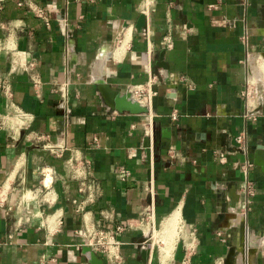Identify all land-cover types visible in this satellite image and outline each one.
Masks as SVG:
<instances>
[{"label": "crops", "instance_id": "0c3cea01", "mask_svg": "<svg viewBox=\"0 0 264 264\" xmlns=\"http://www.w3.org/2000/svg\"><path fill=\"white\" fill-rule=\"evenodd\" d=\"M263 55L264 0H0V264H264Z\"/></svg>", "mask_w": 264, "mask_h": 264}, {"label": "built area", "instance_id": "2783aa9c", "mask_svg": "<svg viewBox=\"0 0 264 264\" xmlns=\"http://www.w3.org/2000/svg\"><path fill=\"white\" fill-rule=\"evenodd\" d=\"M243 2L246 0H242ZM38 12L41 13V9L38 10ZM147 34V32L145 33V35ZM123 40V37H120L117 39V45L120 44ZM155 92H146L143 88L142 85L137 86L136 89L132 92V94L136 95V98L139 100L145 99L146 98V102L149 104L151 101V95L154 94ZM16 117L17 118H24L27 117V114L22 112V111H18L16 113ZM171 118L172 119H176V114H171ZM243 141V136L239 135L237 137V142L241 143ZM47 147H50L47 145ZM225 156V152H220L218 153V158L220 160H223ZM120 174L122 176L127 174V171L125 169H121ZM92 185V182H90L89 179L85 180V183H82V186L80 187V192H84V189L86 190L88 188V186ZM245 191L246 194H248V202L251 201L250 198L253 196V190H252V186L250 183H246L245 186ZM4 192L0 193V203H3L5 201V196H4ZM88 197H93V193L88 194ZM88 222H86L82 228H80L78 230V233L81 234L87 241V244L96 251L102 252L104 253L107 258L109 259V261H111L113 264H120L121 263V256L119 254V245H120V241L117 238V235L121 232L122 227L121 226H117L114 229H106L104 228L101 224L99 223H94L92 225H88ZM175 229L178 231V233L180 234V237H182L183 235L187 234L189 232V228L187 227V225L181 220V218L178 219L177 223L175 224ZM191 234V233H190ZM156 241H157V246L158 249L160 250L161 244H164L165 239L162 236V232H161V228L157 231L154 232V236H153ZM179 237V238H180ZM183 238V237H182ZM219 264H222V261H220Z\"/></svg>", "mask_w": 264, "mask_h": 264}, {"label": "water", "instance_id": "95a60500", "mask_svg": "<svg viewBox=\"0 0 264 264\" xmlns=\"http://www.w3.org/2000/svg\"><path fill=\"white\" fill-rule=\"evenodd\" d=\"M97 86L105 102L111 108L117 110L124 109L132 113L145 111V108L139 102L132 100L129 92L121 94L117 89L112 88L110 84L102 80L97 82ZM226 264H231L230 260H227Z\"/></svg>", "mask_w": 264, "mask_h": 264}, {"label": "rangeland", "instance_id": "374dc122", "mask_svg": "<svg viewBox=\"0 0 264 264\" xmlns=\"http://www.w3.org/2000/svg\"><path fill=\"white\" fill-rule=\"evenodd\" d=\"M174 228H175V226H174ZM174 228H172V227L168 228L169 229L168 230V235H166L167 237L164 238L165 240L169 241L173 245H174L175 241L180 237V234ZM161 232H162V229H161ZM160 246H164V244L160 243Z\"/></svg>", "mask_w": 264, "mask_h": 264}, {"label": "bare ground", "instance_id": "6f19581e", "mask_svg": "<svg viewBox=\"0 0 264 264\" xmlns=\"http://www.w3.org/2000/svg\"><path fill=\"white\" fill-rule=\"evenodd\" d=\"M127 38V37H126ZM125 38V39H126ZM123 42V41H122ZM126 43V42H125ZM122 47V46H121ZM125 47H124V45H123V49H124ZM116 52V51H115ZM122 52V51H121ZM117 53V52H116ZM122 53H124V52H122ZM179 214V213H178ZM179 218V217H178ZM167 221V220H166ZM175 221V220H174ZM172 224H173V221H172ZM175 224H176V222H175ZM164 226V225H163ZM173 226H174V224H173ZM172 226V227H173ZM169 228H170V224H169ZM175 229V228H174ZM174 241V240H173ZM165 242V241H164ZM164 246H165V243H164ZM164 246H161V248H160V251H162V252H165V249L164 248H166V247H164ZM169 246V245H168ZM170 247H168V249H169ZM171 254V253H170ZM166 260V259H165Z\"/></svg>", "mask_w": 264, "mask_h": 264}]
</instances>
